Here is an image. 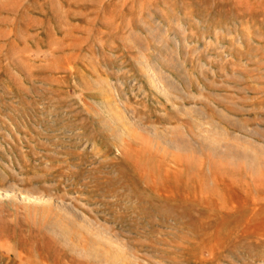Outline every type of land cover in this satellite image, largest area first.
Listing matches in <instances>:
<instances>
[{
  "label": "rangeland",
  "instance_id": "1",
  "mask_svg": "<svg viewBox=\"0 0 264 264\" xmlns=\"http://www.w3.org/2000/svg\"><path fill=\"white\" fill-rule=\"evenodd\" d=\"M115 257L264 264V0H0V264Z\"/></svg>",
  "mask_w": 264,
  "mask_h": 264
},
{
  "label": "bare ground",
  "instance_id": "2",
  "mask_svg": "<svg viewBox=\"0 0 264 264\" xmlns=\"http://www.w3.org/2000/svg\"><path fill=\"white\" fill-rule=\"evenodd\" d=\"M155 76V75H154ZM157 77V76H156ZM156 82H157V84H158V86H159V88L158 89H162L161 88V85H160V82H159V79H158V77L156 78ZM163 86V85H162ZM159 91V90H158ZM22 196V195H21ZM22 198L23 199H29V200H43V199H41V198H33L32 196H26V197H24V196H22ZM81 251V253H85V251L84 250H80ZM99 250H97V249H93L92 251H89V252H86L85 254H87V255H91V256H93V257H97V258H99V259H102L103 260V258H105L104 256L105 255H103V254H101L100 252H98ZM116 261V262H115ZM113 263H118V264H120L121 263V258L120 257H115L114 259H113Z\"/></svg>",
  "mask_w": 264,
  "mask_h": 264
}]
</instances>
